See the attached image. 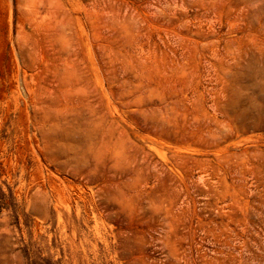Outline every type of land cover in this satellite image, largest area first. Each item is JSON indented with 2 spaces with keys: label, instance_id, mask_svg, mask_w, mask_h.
<instances>
[{
  "label": "rangeland",
  "instance_id": "rangeland-1",
  "mask_svg": "<svg viewBox=\"0 0 264 264\" xmlns=\"http://www.w3.org/2000/svg\"><path fill=\"white\" fill-rule=\"evenodd\" d=\"M0 264H264V0H0Z\"/></svg>",
  "mask_w": 264,
  "mask_h": 264
}]
</instances>
